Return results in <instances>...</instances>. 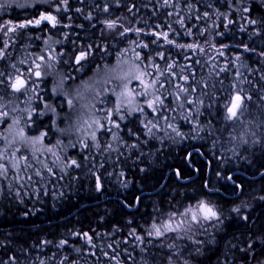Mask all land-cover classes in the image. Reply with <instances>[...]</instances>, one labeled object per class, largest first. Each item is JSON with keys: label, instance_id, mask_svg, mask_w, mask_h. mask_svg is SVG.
<instances>
[{"label": "bare ground", "instance_id": "6f19581e", "mask_svg": "<svg viewBox=\"0 0 264 264\" xmlns=\"http://www.w3.org/2000/svg\"><path fill=\"white\" fill-rule=\"evenodd\" d=\"M83 1L79 7L76 9L69 8L70 12L61 16L70 17V19H65L63 21H65V24L68 23L72 26L74 30L85 27L84 19L81 15L86 14L83 8L90 10L91 5L100 6L102 2V0H86L83 3ZM103 1H108L110 3H105L104 5V7L108 6V9L109 5L113 8H125V2L123 0H119V3H117V0ZM170 1L171 3L179 2L180 4L188 2L187 0ZM149 2V7L151 6L152 8L154 3L159 4L162 1L150 0L148 3ZM131 3L137 5L138 0H133ZM211 5L213 8L218 9L216 0H211ZM128 6H126V8ZM77 9H82V11H77ZM109 11L114 12L110 9L107 12H97V18L88 28L98 27L102 25L101 21L109 20L111 16L108 17L106 15ZM19 13L21 12L15 11L13 13L14 16L9 17L12 19L13 23H20V20H22L20 18L23 16L16 17ZM185 25L186 24H184V26ZM1 34L2 33H0V35ZM104 34L105 32L102 34L101 29H98L96 37L100 39ZM92 35L94 34L84 38V48H88L92 52V55L84 61H88L95 66L94 62L91 61L94 58L97 66L101 68H105L106 65H117L118 62L121 63L120 53L115 52L108 45L97 42L96 39H94L95 42L92 41V37H90ZM16 41L12 42L15 44ZM14 44H11L10 51L14 50ZM35 46V55L38 58L42 55V51L37 43H35ZM72 49H74V47H72ZM55 52L60 57V61L64 60L70 65H74L75 55L68 51L64 43L60 42L57 44ZM36 61L37 63L40 62L38 59ZM34 66L32 60L27 62L26 67L21 70L26 78L32 76L30 73H33ZM61 78H64L65 81L63 91L68 93L67 97L61 95L59 91H53V88L58 84ZM61 78L58 82L49 86L48 89H45L41 84L34 85L37 95L32 101H29V98L16 99L12 97L9 91L6 92L5 86L0 89V97H2V99H0V112L8 113L7 117H4L5 119L22 117L24 114L28 119L29 113L20 110L32 109L34 106L33 113L40 119L36 122L32 120V117L30 121L20 120V125L24 127L26 136L31 137L32 134L42 131V133H47V135L44 136L43 144L56 145L59 139L64 146L75 145V147L70 146L73 156L56 160L51 166L53 170L52 173H78L80 171L79 169L82 168L89 170L91 168L90 162L92 161V157L98 159L100 166L109 167L114 163L115 151L106 150L105 145L112 144L114 149H121L123 148L122 146L130 140L147 142L152 152L160 154L166 153V155L168 154V156H166L167 158L169 156H174V153H176L177 155L173 157V162L170 165H167V163L164 164L166 168L170 166L166 173H175L176 177L177 171L179 173H195L196 178H198L199 173H211L215 166L212 158L216 160L222 157L220 156V151H222V149L216 144L219 142V139L207 137L208 133H203V130L195 134L192 131L195 125L193 123H187V121L182 118V116L184 117V113L178 116L179 120L183 122L181 123L174 120L175 123L173 127L178 128L181 133L189 129L190 133L193 134V138L191 139L190 137V142L188 143H184L186 139L178 136L172 131V128H169L167 125L164 127V122L159 123L156 130L152 128V135H150L148 134V129L144 126L145 124H142L141 120L136 118L135 122L129 124L131 117H126L123 123L127 124V126L123 128L120 133L122 135L124 134V136L118 133L120 139L113 141L111 134L104 135L103 133H99L100 148L89 147L88 149H80L81 145L79 143L77 144L75 135L71 133L62 135L57 131V128H67L70 124L74 123L80 115L85 117L83 113L76 112L80 109L81 104L88 100L90 92L85 93V98L83 100H73L74 107L71 110H69L66 100L75 95L76 88L80 87L85 82L90 84V81L87 80L86 74L82 77L81 72L72 73L71 75H66ZM32 86L33 81L29 83L28 90H30ZM9 90L11 93L14 91L12 88ZM30 94H32V91L27 93L29 97ZM91 98H93V96H91ZM45 104L54 107L55 113L47 111L44 108ZM62 104L63 106H61ZM13 109H16V111H13ZM41 112H44V115H40ZM238 112L245 116L252 112V109L242 103ZM26 124L28 125L27 127H25ZM256 124H262V120L259 118L251 123L245 122L247 136L251 141L255 142L258 140ZM159 126L166 128V130H164L162 136L158 138L155 137L154 134L155 131H158ZM229 126L233 128V126ZM261 129L264 133V126H261ZM39 135L40 134L37 133V136ZM130 135H133V137H128ZM180 147L183 148L180 149ZM178 149H180L179 151L188 152H178ZM70 160H76L80 167H68L67 165ZM35 164L43 166L42 158L36 159ZM225 164L228 167L226 173L231 174L227 175L223 182L220 180H211L209 184H201V187L197 190L199 197L195 202L198 203L200 200H203L215 206V208L223 214V217L227 218L223 219V223L220 224L218 228L213 227L214 230H208V232L201 231L200 236L203 238H200V240L206 242L202 248V255H189V250L197 248V246L188 239L182 241L184 249L179 251L180 255L183 258L189 257L188 261L190 264H216L218 261L225 259L229 254L228 264H244L246 260L249 261V264H257L258 259L264 261V254H262L264 253V248L257 249L256 257L258 259L256 261L255 258L249 260L245 253L239 250L242 247H246L247 241L256 224L253 220H248L249 215L257 211L260 214V220L261 215L264 213V200L260 199L264 197V180H261V178L264 177V145L258 148H252L250 154L246 156L243 165L242 163L230 165L227 162H225ZM245 164H249V166L246 167ZM216 165H219V168L222 167V163L219 161H216ZM255 166L260 168L259 175H250L249 177L241 170L244 167L248 169L249 172H252ZM40 173L50 172L47 171V168H42L40 169ZM163 173H165V171ZM238 177H242L246 179V181L252 180V183H255V185L249 186L248 181V184L244 186L240 184ZM180 182L183 184L185 183L183 181ZM81 183L82 180L66 183L59 190H57L59 186L57 185L56 190L42 192L38 196H33L30 192H20L19 195H11L9 192L0 193V262H3V264H12L9 257H15L16 264H40V261L47 264H57V262L60 263L66 256L67 259L64 261L71 260V264H117V262H119V264H151V261L156 258L158 254L149 253L144 255L141 247H133L130 245V242L147 229L150 230L153 222L159 225L165 221V211L168 205L169 207L173 205V203L169 202L172 200L171 195L166 197L168 202H161L158 198H153L151 196L160 192L162 188L155 190V192H151L152 189L148 192L139 191L133 203H131L132 206L124 205L126 207L123 208L124 211L117 210L113 212V216L110 217V219H107V217H103L101 214L97 215L94 212L95 210L93 207H96V205H98L96 202L100 200L98 198L97 189L94 187L92 188L90 183L84 181L83 184ZM222 190L226 194H224ZM126 191H130L129 186ZM181 192L182 190L179 191L180 194ZM211 196L214 197L216 201H213ZM141 198L143 199L139 201ZM101 200L102 202L108 201V198H101ZM72 201L78 202L80 205L79 211L88 208L82 212L83 218L81 221L76 222V219L71 218L72 215L68 214L73 209L70 203ZM220 201H227V205L225 206ZM191 207L194 208L193 206ZM257 207H259V209H256ZM65 208H70V210L64 211ZM99 208L102 209L103 207L100 206L96 209ZM235 208L240 209L239 214L232 211V209ZM56 213H58V215H56ZM91 213H94V215H91ZM244 216L247 217L246 220L242 218ZM255 219H257V214L254 217V220ZM239 221L242 225L239 224ZM212 223L215 224L216 222L213 221ZM36 224H38L40 228L46 227L50 229L49 232L52 234L53 238L46 237L41 240V243L36 248L30 249L28 239L35 231L34 226ZM132 230H135V235H130ZM162 231L164 230L162 229ZM76 233H88L89 236L94 233L101 239L102 246H105L106 243L111 245L109 248L110 250H105L93 240L92 244H95L96 247H92V245L86 243L85 238L81 235H75ZM149 237L157 238L154 235ZM173 238L174 236L167 233L160 237L162 242H156V244H154V247H156L166 259L170 252L165 249L166 247L161 248L159 246L172 243ZM231 238L234 239L232 240ZM45 240L57 244H59L61 240H66L68 243L64 246L67 250L58 251L47 249L45 248V244H42ZM209 240L213 242L207 243ZM228 240L230 241L228 242V247H226L225 243ZM93 253H95V255H93ZM128 253L134 258L128 256ZM172 261L173 263L182 264V261L177 260L175 256H172Z\"/></svg>", "mask_w": 264, "mask_h": 264}, {"label": "trees", "instance_id": "16d2710c", "mask_svg": "<svg viewBox=\"0 0 264 264\" xmlns=\"http://www.w3.org/2000/svg\"><path fill=\"white\" fill-rule=\"evenodd\" d=\"M68 1L71 8L76 9L82 4L83 0ZM85 1L86 0H84L83 3ZM123 1L125 2L124 9L113 8L111 5H109V9L114 11H109L108 13H106L108 17L111 16L110 19L122 17L127 21V23L128 21L134 22L128 25L129 27H134L138 23V28H142L144 30L147 29L148 26H152L151 6L149 8L150 2L148 3L147 0H138V4L135 5L133 12L130 13L128 11V7L134 5L131 3L133 2V0ZM187 1L188 6L186 7L185 12L183 9H181V7L183 6L179 2L174 3L173 7H169L163 13H160L158 11L156 14L157 25L160 26L156 29L168 34L170 33L171 39L175 41L176 44L203 45V48L206 49L203 50V58H192L186 65L177 63L175 64L174 68H165L161 65L163 64V62H166L168 60L170 54L174 55L176 52L175 48H178L172 44V47L164 48L165 60L163 62L159 61V57H157V65H159L160 70L164 72V75L161 76L156 71L155 67H152L151 71L149 72L154 74L157 73V76L160 80L169 78L170 72H174L176 74L175 76H172L170 78V84H167L165 89H161V92L172 93L170 95H167L165 99V104L174 109V111L168 112V115L173 118L169 121L172 124H174L175 121H179L181 123L183 122L179 120V115H177L179 112V108L177 107L178 101L174 98V96L178 89L175 88V84H181L185 87H189L190 84L191 87H194L196 89V91L188 97V99L192 100L194 103L185 104L184 108L182 109V112L184 113L183 115L184 117L185 115L189 116L191 120L195 122V125H200L203 128V133L205 134L208 133V122H211L213 134L209 135L208 133L207 137L211 139H219V142H217L216 144L222 149V151H220V156L222 157L216 160L212 158L213 164L215 165L212 169V172L199 173L198 178H196L195 173H179L178 178L175 176V173H166L170 166L166 168L164 164L167 163V165H170L173 162V157L177 154L174 153V156H169L168 159L166 157L168 156V154L166 155V153L160 154L152 152L149 144L144 141H127L124 146H122L123 148L115 150L114 163L109 167L100 166L98 159L96 157H92V161L90 162L91 168L89 170L82 168L79 169L80 171L78 173H70L72 179L69 180L68 183L82 180L81 184H83L84 181L90 183V186L92 188H96L97 177H99L101 188L99 191L97 190V193L100 200L96 202V204L98 205H96V207L94 206L93 209L95 210L94 212L97 215L101 214V216L107 217V219H110V217L113 216V212L117 210L124 211L123 208H126L124 205L132 206L131 203H133V200L136 198L137 192H148L151 189V192H155V190L162 188L160 192L155 193V195L151 197L158 198L161 202H168L166 197L168 195H171L172 200L169 202L173 203V205L170 207L168 205L169 208L167 207L165 211L166 214L164 217L166 221L168 219L169 213H181L183 210L191 207L192 204L196 203L195 201L199 197L197 190L201 187V184H209L211 183V180H220L223 182L226 179V176L231 174L226 173L228 167L226 166L225 162L230 165L237 163H242L243 165V163H245L246 156L250 154L252 148H258L264 145V133L261 129V126H264V55H261V53H264V0H227L228 2L216 0L218 9L212 7L211 0ZM72 3L74 4V6H72ZM105 3L110 4L108 1L102 0L100 6L91 5L90 10H86L83 8V10H85L86 12V14H81L83 16V19L86 20V22L90 20L94 22L97 18V12L103 11ZM126 6L128 7L126 8ZM245 7H247L249 10L244 11L243 9ZM30 10L31 9L22 10L21 13H19L16 17L30 16L32 15L29 12ZM14 12L15 11L13 8H9L5 11V13L7 14L11 13L12 16H14ZM205 12L208 13L207 17L203 16V13ZM89 15L91 16V19L87 18ZM195 17H199V21H195ZM188 18L192 19L193 24L189 21H186ZM178 20H183L184 24H186L185 30H183L184 24L181 25L177 22ZM252 20L257 21V23L252 24ZM169 25L171 26L170 28ZM97 31L98 29L93 30L90 33V35L94 34L91 36L92 41L96 39L97 42L103 45H108L109 47H111V43H113L115 44V46L111 47V49L115 52H117L121 48L120 39L115 35V33H106V35L98 39V37H96ZM189 32L190 34H187ZM27 33L30 34L31 39L27 37L21 39V44H19L12 51L10 66L12 67V65H15V67H12V73L14 72V70L21 71L25 68V66H21L18 63L20 60H33V54L36 51L35 43L39 45L42 52L44 51V49H48L51 53H53L51 49L56 47V44H54V42L47 41V39H44L45 43L42 40L41 42H38L37 33ZM124 40H127L130 43L133 42V39L130 36L124 37L123 41ZM149 40L150 38H147L145 41ZM127 41L123 43L127 44ZM245 46H247V48L251 49L252 51H245ZM115 47L117 48L116 50ZM156 48H158V45ZM210 51L216 53L217 57H209L208 53ZM141 52L144 56H146V60H149V62H151L152 56L150 55L151 53L148 54V48H144L143 50H141ZM220 52L224 53V55H220ZM195 55H199V53H196ZM237 57H239V59H237ZM59 61L60 57H58V63ZM91 61L94 62L95 66L88 61H83L84 67L82 69H80V66L74 65L71 68L66 69V73L63 69L59 70L58 72H54L53 75L51 74V77L56 78L54 80H42V86L45 89H48L49 86L58 82L61 77L71 75L72 73L81 72V76L83 77L85 74L90 73V71L92 72L94 69H97V64L94 61V58ZM197 61L199 62L197 63ZM61 62L62 61H60L59 64H61ZM46 64H51L53 66L57 65L53 63ZM7 67V64L1 65L0 72H3V70ZM150 68L151 66L148 67L147 70H149ZM221 69H225V71H221ZM15 76L13 73V76H11L8 81L4 80V75L0 76V81H3V83H0L2 84L0 85V89L1 87L5 86L6 92L9 91L12 97L16 99L29 98V101H32L37 95V92L31 90L34 85L30 90H28V85L31 81H28L26 84V88L21 89L20 92H10V84L13 82ZM58 76H60V78H57ZM182 76H187L188 82L182 80L180 78ZM35 85H37L36 81ZM205 85H207V87H205ZM212 85H215V87H212ZM233 85L235 87H232ZM157 87H159V85H157ZM240 89H243V95L251 97V100L245 99L243 101V104L250 107L252 109V112L246 114L245 116L241 115L238 112V115L240 116L239 120L225 121L223 119V116L225 115L223 105L228 103V94L229 92L234 93L236 91H239ZM29 91H32L30 97L29 95H27ZM204 92H207L208 95H202V93ZM180 95L181 99H183V93H181ZM108 97L109 96L105 97L104 99L109 100ZM91 100L93 101L94 99L91 98ZM114 100L115 97L112 98V101ZM200 100H203V105H200ZM86 103L87 101H84L81 104L80 113L85 112L82 105H85ZM209 103L213 104L212 108L206 107ZM100 106L101 105L98 103V107ZM106 106L112 107V104H108ZM197 111L201 113L199 116L195 114ZM145 113H149L146 108ZM209 113H211V115H209ZM96 115H103V113H96ZM31 117L34 122L40 119L34 113ZM130 117L131 116H129V118ZM142 117L143 119L141 120V122L142 124H145L147 121V117L150 116L142 115ZM184 117L182 116L183 119ZM18 118L21 121H29L26 118L25 114L22 117ZM114 118H116L115 114L113 115V119ZM136 118H138V120L141 119L135 113V115L130 118L131 120H129V124L135 122ZM156 118L158 119V117ZM259 118L262 120V124H256V133L258 140L257 142H254L251 141L247 136L245 122L251 123ZM13 119L3 118V122L0 123V133L8 131L7 129H9V127L13 124ZM162 122H164V127L168 123L165 121ZM226 124L233 126V128ZM126 126L127 124L121 122V130H119L118 133L120 134L123 128H126ZM158 128L159 129L158 131H155L154 136L159 138L162 136V132L166 130V128H162L161 126H159ZM183 134V138L186 139L184 143L190 142V137L191 139L193 138V134L190 133L189 129ZM97 135L99 137V133H97ZM122 136H124V134ZM128 137H133V135H130ZM86 141L88 144L90 143L89 145L92 144L91 139H88ZM48 147H52L53 150L60 156V158H70L73 156L70 146L61 145L60 147H56L55 144H51L48 145ZM182 148L183 147H180V149ZM80 149H83L82 145ZM180 149H178V152H188L179 151ZM37 154L38 158H42L43 166L36 165L35 160H32V158L28 156V163L31 165V167L26 168L27 173H24L25 176L21 175L18 178H10V176H0V193L9 192L11 195H16L17 191H19V193L30 192L33 196H38L42 192L56 190L57 185H59L57 184L58 173H55L54 175L53 173H41L40 176L35 175L36 171H40V169L42 168L51 167L57 160L56 157L51 153L43 155L42 151L37 152ZM216 161L222 163L221 168L218 167L219 165H216ZM245 166L248 167L249 164H245ZM241 170L245 172L244 174L249 177L250 175L255 176L260 174V168L257 166L253 167L252 172H249V170L245 169L244 167ZM164 171L165 173H163ZM121 173L123 175H121ZM28 176H31L32 179L28 180ZM190 179L193 180L189 181ZM238 179L240 184L244 186L248 183L249 186L255 185V183H252V180H248V182L242 177H238ZM261 180H264V177H262ZM180 181H183L185 183L183 184ZM128 186L130 189L129 192L126 191L128 189ZM9 187H11V191L9 190ZM180 190H182L181 194L179 193ZM222 192L226 194L223 190ZM101 198H108V201L102 202ZM211 198L213 199V201H216L214 197L211 196ZM142 199L143 198H141L139 201H141ZM220 202H222L225 206L227 205V201ZM70 203L73 209L68 214H71V218H75L76 222L81 221L83 218L82 212L88 208L79 211L80 205L78 204V202L72 201ZM100 206L103 208L96 209ZM256 209H259V207H257ZM68 210H70V208L64 209V211ZM255 213L257 214V219L254 220V217L256 215ZM255 213H251L248 217V220H253L256 223L254 225V230L250 235V238L253 240H255L257 237H264V213L261 215L260 220L259 212L256 211ZM56 215H58V213H56ZM91 215H94V213H91ZM239 224L242 225L240 221ZM34 228L35 231L28 239V245L30 249L36 248L41 243V240L46 237L53 238L52 234L49 232L50 229L46 227L40 228L38 227V224H36ZM148 231L149 229L139 235L142 237V239H133L130 242V245L133 247H141L144 255L149 253L158 254L157 257L151 261V264H166L165 256L161 252H159L156 247H154V244H156V242H162L161 239L149 237ZM169 234L175 237V235L171 233ZM91 237L96 244L102 246L101 239L96 234L92 233ZM200 238L203 237L194 236V239L200 240ZM231 239L233 240L234 238ZM229 241L230 240L225 243L226 247H228ZM48 242L49 243L45 244V248L47 249H54L58 251L67 250L65 246L57 247V243H53L50 241ZM175 244L177 245V251H181L184 249L181 239L176 240ZM195 246L203 248L204 245L195 244ZM102 247L107 251L110 250V247L107 243ZM165 249L170 252L167 247ZM128 256L131 255H129L128 253ZM229 256L230 254L226 257L227 259L225 258L221 261H218L216 264H228ZM131 257L134 258L133 256ZM175 257L177 258V260H180L177 256ZM188 258L189 257H185L183 259L188 260ZM257 259L258 258L256 257L255 261ZM71 263V260L64 261V264ZM57 264L60 263L57 262Z\"/></svg>", "mask_w": 264, "mask_h": 264}, {"label": "snow or ice", "instance_id": "6c2138e0", "mask_svg": "<svg viewBox=\"0 0 264 264\" xmlns=\"http://www.w3.org/2000/svg\"><path fill=\"white\" fill-rule=\"evenodd\" d=\"M164 5L168 7H173L172 4H169V0H163ZM36 3L46 4L49 5V10L47 11H40L37 9V13L35 16L29 18L28 20L21 22V23H13L11 20L4 22L0 21V33L3 34L4 37H8V40H12L15 42L18 39H23L25 37L31 39V36L29 33L21 32L18 30H26L29 27L32 28H39L41 33L46 32L49 30V28H56L57 26L60 27H68L69 25L64 24L63 20L70 19V17L64 16L60 17L58 16L61 12H68V0H0V9H6L11 7L13 4H15L16 7L19 8H26V7H32ZM117 3H119V0H117ZM135 8V5L129 6L128 11L131 13L133 12V9ZM109 9L107 6L103 8V11L107 12ZM244 11H248L249 9L245 7L243 9ZM77 11H82V9H77ZM204 17L208 16V13H203ZM87 18L91 19V16L89 15ZM199 18V17H198ZM124 19L122 17H117L113 20H103L101 21L102 24L105 25L107 30L115 32L116 36H124L129 33H133L135 35L145 34L148 35L149 33L145 32L142 28H129L124 25V23H121L120 21ZM178 23L181 25L184 24L183 20H178ZM129 24L132 23V21H128ZM252 24H256L257 21L252 20ZM44 25V27H42ZM159 27V26H157ZM171 26L169 25V28ZM119 28L120 31L116 32L115 30ZM102 34L104 33V29H101ZM15 34V35H13ZM156 39L152 41V43H157L158 40L163 39L164 41H167L168 44H173L174 46L186 49V50H192L195 52L197 49H200V51H203V49L200 47L199 44H176L175 41L170 40L168 37V33H150ZM187 34H190L187 33ZM39 38V37H37ZM8 40H2V43H0V60L6 59L7 55H10L6 53V49L10 46L8 43ZM138 47L147 48L148 44H139ZM50 47V46H49ZM245 51H252L251 49H248L247 46H245ZM220 55H224V53L220 52ZM90 55H92L91 51H85L82 50L80 53L74 57L75 63L77 65H80V69L84 67V64L81 63V61L86 60ZM161 59H163V55L158 53ZM261 55H264V53H261ZM39 61H44L45 56L40 55L37 58ZM48 59H52L51 54L49 55ZM136 59L141 60L140 53H136ZM239 59V57H237ZM199 61H197L198 63ZM23 63V61H21ZM33 64L35 65L36 69L41 68V64L37 63L36 60H33ZM48 68H52L53 65L47 64ZM12 67H15V65H12ZM149 65L145 64L144 68L142 69L140 64H133L131 66H128L127 68L124 66V64H121L120 62L117 63L115 67H109L105 66V70L103 72L102 77V83L107 84L111 81H117V87L112 89V94L115 96L114 101L105 100L103 98L99 99L97 103H99L101 106L97 107L96 103H92L90 105H82V107L89 109L88 113V119H84L83 115H80L77 117L74 124H70L67 128L60 129L57 128V131L60 132L62 135L72 133L73 131L80 132V131H86L87 129H91V146L87 143L86 140H81L82 148L88 149L89 147L92 148H100V137H98L97 133H103L104 135L111 134L113 140L120 139L118 135V131L121 130V122H124L126 120V117L131 116L134 113H139L141 115H152L153 117H159V119L156 120H148L147 123H145V127L148 129V134L152 135V128L157 127V125L160 123V121L168 122L167 126L169 128H172V131L175 132L178 136L183 137V133L179 131L178 128L173 127V124L169 121L173 118H171L168 115V112L174 111V109L170 108L168 105L165 104V99L167 95L172 94L171 92H161V89H165L166 85L171 82V77L175 76L176 74L174 72L169 73V78L165 80H160L158 76L153 75L150 73L148 69ZM175 64L168 65V68H174ZM156 71L163 76L164 72H162L159 68V65H155ZM77 69V70H80ZM99 72V69H97ZM221 71H225V69H221ZM51 73H46V75H50ZM4 73L0 72V76H3ZM30 75H34L36 78L41 77L40 71H35L34 73H30ZM185 82H188L187 76L180 77ZM131 81H138L139 87L138 88H132L130 87ZM64 78H61L58 84L53 88L54 92L59 91L61 95L67 97L68 93L63 91V85H64ZM101 81H97V83H100ZM0 83H3V81H0ZM27 81L25 79H22L20 75H17L14 77L13 82L10 84V87L15 92H20L21 89L26 88ZM33 85H35V81H33ZM159 85V87H157ZM207 87V85H205ZM212 87H215V85H212ZM232 87H235L234 85ZM117 88L119 91H117ZM175 88L178 89L176 92L174 98L178 101L177 107L179 109H183L185 104H193L194 102L190 99H188L189 96L193 92L196 91L194 87H191L189 84V87H185L181 84H175ZM32 91H35V87L31 89ZM93 92L94 96L93 99H96L97 97H100V92L96 91L93 85H90L89 83L85 82L80 87L76 88L75 95L72 96V98H69L66 100V104L71 110L74 107L73 100H83L85 98V93ZM181 93H183V99H181ZM243 89H240L236 92H229L227 100L228 103L224 104V110L225 115L223 119L225 121H233V120H239L240 116L238 115V110L241 108V105L245 99L251 100L250 96L243 95ZM202 95H208L207 92L202 93ZM2 99V97H0ZM42 99V97H41ZM200 105H203V100L199 101ZM112 104V107H107L106 105ZM63 106V104L61 105ZM207 108H212L213 104L209 103ZM44 108L52 113H55V108L49 106L48 104L44 105ZM145 108L150 109V113H145ZM13 111H16V109H13ZM20 111H27L29 113L28 120H31L32 113L34 109H22ZM96 113H103V115H96ZM115 114L116 119H113V115ZM197 116H199L201 113L197 111L195 113ZM7 112H0V123L3 122V118L7 117ZM40 115H44V112H41ZM211 115V113H209ZM184 119L187 122H191L195 125V122L191 120V118L187 115H185ZM13 124L18 125L20 123V119L17 117L13 119ZM83 125H87V129L82 128ZM208 133L209 135L213 134V128L211 126V122H208ZM28 125L26 124L25 127ZM203 128L200 125H195L193 127V132L195 134H198L200 131H202ZM16 135L19 137L20 143L25 146V148L30 149L32 151V154L34 157H36L37 152L41 151H47L51 153L53 156L56 157L57 160H60V156L53 150L52 147H46L43 144L44 136L47 135V133H41L39 136L34 137H28L25 135L24 128H20ZM5 141H8V137H3ZM12 143L15 142L11 141ZM255 142V141H254ZM246 143V141H245ZM62 145V141L59 139L56 142V147H60ZM75 147V145H70ZM106 150H117L113 148L112 144H106L105 145ZM16 151H19L17 148ZM7 149L4 150V152H0V160H4L6 157ZM22 159L25 161L24 168H29L31 165L28 163V157L23 156ZM38 159V157H37ZM68 167H80V165L77 163L76 160H70ZM13 168L17 167V163L12 164ZM47 171L52 173V168L47 167ZM9 172V168L3 164L0 163V176H7V173ZM55 173H53L54 175ZM35 175L40 176V171H36ZM121 175H123L121 173ZM177 177H179V172L176 173ZM28 180H31L32 177L28 176ZM230 179V178H229ZM96 188L99 191L101 188V185L99 183V177H97V184ZM9 190L11 191V187H9ZM17 195H19V191H17ZM260 199L264 200V197H261ZM155 210V209H154ZM232 211L236 213H240L239 208L232 209ZM197 213H200L198 216ZM182 218L177 222V213L172 212L168 214V219L165 222H162L161 224L157 225L155 222L152 223L151 229L148 231L149 236H155L157 238L162 237L163 235L167 234L168 232L177 233V235L173 238L172 243H168L167 245H160L159 247H167L170 250V254L166 259V264H173L172 256H177L181 261L182 264H190V262L186 259H183V257L180 255V252L177 251V245L175 244V240L178 239H184V236H181L179 233L181 232V225L186 223V220L184 218H188V227L184 228L183 231L185 233H189L192 231V224H195L199 227V229H202L204 232H208V227H219L220 224L223 223V219H226L227 217H223V214L218 211L215 206L210 205L206 203L203 200H200L197 205L195 206V210H193L191 207L186 209L184 212L179 214ZM223 217V218H222ZM243 219H247L246 216L242 217ZM215 221L216 223L213 224L212 222ZM131 223V222H129ZM176 224L175 227H173V224ZM162 229L164 231H162ZM75 235H81L83 238H85L86 243L92 245V247H96L95 244H92V237L88 235V233H76ZM130 235H135V230H132L130 232ZM137 239H142L141 236H137ZM188 240H190L192 243H195L196 245H204L206 242L203 240L194 239L193 235H188L186 237ZM212 240L207 241V243H212ZM48 241H43L42 244H47ZM68 242L66 240H61L57 247H63ZM111 247V245H109ZM186 247V246H185ZM258 248H264V237H257L255 240L249 238L246 244V247H242L239 250L243 253H245L246 257L249 258H256L257 249ZM203 249L201 247H197L194 249L189 250V255H202ZM264 254V253H262ZM95 255V253H93ZM10 261H12V264H16V258L15 257H9ZM67 257L65 256L61 261L60 264H64V260H66ZM227 259V258H226ZM0 264H3V262H0ZM40 264H44L43 261H40ZM119 264V262H117ZM244 264H249V261L246 260ZM257 264H264V261L257 260Z\"/></svg>", "mask_w": 264, "mask_h": 264}, {"label": "rangeland", "instance_id": "374dc122", "mask_svg": "<svg viewBox=\"0 0 264 264\" xmlns=\"http://www.w3.org/2000/svg\"><path fill=\"white\" fill-rule=\"evenodd\" d=\"M148 1L149 0H147V2ZM222 1L228 2L227 0H222ZM4 2H6V0H4ZM38 4H41V3H36L34 6H36ZM26 8H29V7H26ZM26 8H21V9H26ZM6 9H0V13H2L3 11H5ZM123 20H121V22H124V25H130L129 23H127L126 20H124V21ZM0 21H4V18L3 19H0ZM186 21H189L190 23L193 24V21L190 18H188ZM195 21H199L197 17H195ZM132 23H134V22H132ZM185 29H186V26H183V30H185ZM200 47L203 50H206V49L203 48V45H200ZM133 48H134V46H133ZM175 51H176L175 54L174 55H171L170 54L168 60L166 62H163V64L161 66H163L165 68H168V65H170V64H177V63H180V64L182 63V64H185L186 65L188 63V61L191 60L192 58H203V51H200V49H197L195 52H193L192 50L175 48ZM158 53L162 54L163 52L162 51H159V52H157V54H153V57L151 58V64L153 66L157 65V57H159ZM196 53H199V55H195ZM208 54H209V57H213V58H216L217 57L216 53H214L212 51H210ZM21 61H23V63H21ZM29 61H30L29 59L20 60L18 63L21 66H25L26 67L27 62H29ZM134 61H136V55H131L130 56V62L133 63ZM121 64H124V66L126 68L128 66H131L132 65V64L125 63L123 61H121ZM142 65L144 66V63ZM115 66L116 65H109V67H115ZM96 67H97V69H99V72L97 71V69H94L92 72L90 71V73H87L86 75H87V80L90 81V84L94 86V88H95L96 91H99L100 92V97H97L96 99H94L92 101L91 100V96H94V93L93 92H90L89 93V96H88L87 103L85 105H90L92 103H96V106L98 107V103H97V101L99 100L98 98H100V99L103 98L104 99L105 97L109 96L108 99L110 101H112V98L115 97L112 94V89L117 87L118 82L117 81H111V82H109L107 84L102 83V77H103V72H104L105 68H101L100 66L98 67L97 65H96ZM62 69L64 70L65 73L67 72V70L63 66H61L60 70H62ZM168 69H171V68H168ZM46 73H51L49 68H43V75L46 76ZM154 75L157 76V73H155ZM31 77H33V75ZM55 78L56 77H50L49 80H54ZM57 78H60V76H58ZM166 79H168V78H166ZM97 81H101V82L100 83H97ZM134 83L136 84V87H133V84ZM168 84H170V83H168ZM130 87H132V88H138L139 87L138 81H131L130 82ZM117 91H119L118 88H117ZM84 110H85V112L83 113L85 115L84 119H88L89 109L84 108ZM147 110L149 112H151L150 109H147ZM76 113H80V109ZM181 114H183L182 109H179V113L177 115H181ZM134 115H135V113L132 114L131 117H133ZM158 119H159V117H158ZM160 122H162V120ZM74 123H72V124H74ZM20 128H23L20 125V123L18 125L12 124L11 128L8 129V135L11 136V137L10 136L9 137L7 136L8 137V141H5L2 137H0V152H4V150L7 149V153H6L5 159L4 160H0V163L5 164L9 168V172L7 173V176H10V178L11 177L12 178H14V177L15 178H18L21 175L23 176L24 173H27V170L24 168L25 161L22 159L23 156H27V157L29 156L30 158H32V160H35V161H36V159L38 157V154L37 153H36V157H34L33 154H32V151L30 149L25 148V146L20 143L19 137L16 135V132ZM82 128L87 129V125H83L82 124ZM0 129H1V125H0ZM153 129L156 130L157 128L155 127ZM91 131H92L91 129H87L86 131H80V132L73 131L71 134L75 135V138L77 140V144L78 143L80 144L81 143L80 142L81 140L91 139V136H90ZM37 133L41 134L42 131L37 132ZM37 133L32 134L31 137L37 136ZM13 139L15 140L14 143L11 142V141H13ZM44 145L46 147H48L47 144H44ZM17 148L19 149V151H16ZM47 153H49V152L42 151V154L43 155L44 154H47ZM13 163H17V167L16 168H13L12 167V164ZM71 179H72V177H71L70 173H58V175H57V184H59V186L57 187V190H59L62 186H64L66 183H68V181L71 180ZM196 205H197V203L192 204V206L194 208H192V207L191 208L193 210H195V206ZM186 209H188V208H186ZM185 210H183L182 212H184ZM179 214L180 213H177V218H176L177 219V222L182 218ZM197 215L199 216L200 213H197ZM184 219L186 220V223L180 226L182 230H181V232L179 234L181 236H184L185 238L184 239H181V240L182 241H186L187 240L186 237L188 235L200 236L201 235V231H203V230L202 229H199V227L197 225H195V224H192V231L191 232L185 233L183 231L184 228H187L188 227V222H187L188 221V218H184ZM175 226H176V224L174 223L173 224V227H175ZM206 227H208V230H214L213 227H210L208 225H206ZM197 229L200 230V231H198ZM168 233H171V234H173L175 236L177 235V233H173V232H168ZM194 245H195V243H194Z\"/></svg>", "mask_w": 264, "mask_h": 264}, {"label": "flooded vegetation", "instance_id": "af4514ba", "mask_svg": "<svg viewBox=\"0 0 264 264\" xmlns=\"http://www.w3.org/2000/svg\"><path fill=\"white\" fill-rule=\"evenodd\" d=\"M72 6H74L73 3H72ZM159 6L160 5L157 4V3H154L153 6H152V13H153L154 16L158 12ZM69 8H71V6H70V3L68 1V9ZM27 9H31L29 12L32 15L27 16V17L20 18V19H22V20H20V23L28 20L29 18H31L33 16H35L36 13H37L36 12L37 9H40V11H47V10H49V5H46V4H38L36 6H32V7L26 8L25 10H27ZM69 12L70 11H68L66 13L65 12H61V13L58 14V16L61 17V16L65 15V14H67ZM11 16H12L11 13L10 14H7V13H5V11H3L2 13H0V19H3L4 18V22H7L9 20L12 21V19L9 18ZM63 23L65 24V21H63ZM92 23H93V21H91V20L88 21V22H86V20H84L85 27H83V28H81L79 30H74L72 26H70L68 23H66L67 25H69L68 27H60V26H57L54 29L53 28H49L48 31L43 32V33H41V31H40L39 28H32V27H29L26 30H18V31H21V32L27 31V32L37 33V37H39V39H40L39 40L37 38L38 42H41V40H42L45 43V40L44 39H47V41H52L56 45L59 44L60 42H62V43L65 44V46L68 49V51H70L76 57L80 53V51H82V50L90 51V49L84 48V46H83L85 44L84 43V38L86 36L90 35V33L93 30L106 28L104 24H102V25H100L98 27L95 26V27H92V28H88ZM152 26H153V28H156V26H157V20H153L152 21ZM42 27H44V25H42ZM2 40H8V37H4L3 34H1L0 35V43H2ZM8 43L11 46V44H12L11 43V40H8ZM10 46L6 49V53H8L10 55H7L6 56V59H4V60H0V66L3 65V64H5V65L7 64L8 65V67L3 70L4 78H5L4 80H7V81L12 76V67L10 66V61H11V58H12V51H10ZM72 47H74L75 50L72 49ZM51 50L53 52L52 59H51L53 61L52 63L57 64L58 63V57L59 56L55 52V47L52 48ZM45 54H48V53L45 52ZM42 55H43V52H42ZM43 63H44V61H41V64H43ZM59 63H60V61H59ZM81 63L83 64V61H81ZM74 65H77V64L74 63ZM74 65H70L68 62H66V61L63 60L61 62V65L60 66H63L65 69H69V68H71ZM77 66H80V65H77ZM38 81H41L40 78L38 79Z\"/></svg>", "mask_w": 264, "mask_h": 264}]
</instances>
